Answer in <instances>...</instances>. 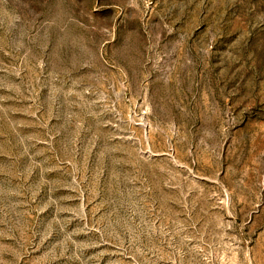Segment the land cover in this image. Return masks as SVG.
I'll use <instances>...</instances> for the list:
<instances>
[{"label": "rangeland", "instance_id": "obj_1", "mask_svg": "<svg viewBox=\"0 0 264 264\" xmlns=\"http://www.w3.org/2000/svg\"><path fill=\"white\" fill-rule=\"evenodd\" d=\"M0 264H264V0H0Z\"/></svg>", "mask_w": 264, "mask_h": 264}]
</instances>
